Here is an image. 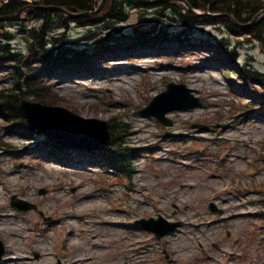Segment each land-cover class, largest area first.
Wrapping results in <instances>:
<instances>
[{
    "label": "rangeland",
    "instance_id": "obj_1",
    "mask_svg": "<svg viewBox=\"0 0 264 264\" xmlns=\"http://www.w3.org/2000/svg\"><path fill=\"white\" fill-rule=\"evenodd\" d=\"M34 1L26 0L29 6ZM151 5L131 8L128 20L115 30L100 29L104 23L93 28L94 34L112 31L123 40L109 53L89 38L90 25L52 27L57 45L89 49L83 56L89 66L54 68L42 82L52 87L51 101L57 106L125 128L124 146L131 155H144L126 160L134 170L132 179L106 173V163L116 155L112 145L104 152L60 150L0 114V239L7 247L3 264H58L60 237L66 238L62 264H264V102L252 94L253 89L264 94V88L244 83L234 66L216 54L218 41L225 39L231 42L229 50H237V65L264 73V46L246 35L231 36L216 19L182 22L171 12L161 16L159 7ZM179 9L182 15L188 12ZM25 11L27 15L19 14L27 21L23 25L39 27L30 20L33 12ZM17 24H3L0 40L10 31L11 47L25 50L29 36ZM136 28L166 36L150 33L151 42L134 44L140 42ZM3 74L0 87L8 88ZM169 83L186 85L200 106L169 113L172 124L167 127L139 111ZM247 101L254 102L252 113H246L248 106L241 108ZM118 162L126 163L124 158ZM15 195L36 204L46 216L55 215L58 223L47 226L36 212L15 210ZM214 201L222 216L209 211ZM229 215L236 217L223 219ZM138 216L181 221L182 226L158 240L125 226ZM34 253L40 255L37 260H25Z\"/></svg>",
    "mask_w": 264,
    "mask_h": 264
},
{
    "label": "trees",
    "instance_id": "obj_2",
    "mask_svg": "<svg viewBox=\"0 0 264 264\" xmlns=\"http://www.w3.org/2000/svg\"><path fill=\"white\" fill-rule=\"evenodd\" d=\"M183 1L187 2L193 10L209 12L210 15L202 17L191 11H188L186 15H182L179 8L186 10V6L178 2H159L156 8L159 7L161 12H163L161 16H165L166 12H171V16L175 17V15H178L177 18H181L183 22L189 20L199 22L205 19L210 22L209 19H216L217 22H222L226 26V30L231 36L238 38L240 35H246L248 41H258L264 46V16L247 28L239 26V24L245 25L252 22L264 10V2L262 0ZM34 2L36 9L32 11L30 20L33 21V24L40 23V25L28 30L22 24L24 26L23 31L29 36V38H26L28 45L26 54L13 51L11 43H9L12 38L10 33H6L4 35L5 38L0 40V74H11L9 79L12 85L7 89L0 90V114H5L6 118L22 123L24 119L19 109V102L22 98L26 97L36 102L56 105V103L51 101L49 93L51 86L49 88L48 84L42 83L46 76V71L52 67L55 68L62 65L67 67L69 66L68 64L77 62L85 66V60L82 58L83 52L77 51L72 47L57 46L55 44L52 27H68L69 22H74L80 26L90 25L92 28H99L101 27L99 24L104 23L105 25H102L103 27L100 29H116L117 24L128 20V13L131 8L145 7L139 0H108L104 8L105 11H103L101 16L70 19L62 12L48 8H63L74 14L93 13L99 5V0H35ZM27 4L24 0H0V17L14 15ZM225 15L231 16L232 19ZM153 30L137 32L136 35H139L140 41L147 42L151 40L150 33H153ZM97 35L98 33L89 37L96 39ZM117 40L119 41V39L113 38L110 34L109 36L98 38L97 43L99 48L109 49ZM220 43L218 46L219 54L223 55L231 66H234V72L240 75L242 81L253 88L257 85L264 88V73L237 65L236 61L239 55L236 50L229 51L228 46H231V42L224 40ZM34 63L37 65L34 66ZM252 94L262 96V101L264 102V94L259 93L256 89L252 90ZM262 108H264V104ZM109 130L113 137V143L116 141L114 148L119 154L113 162L114 164L117 163L118 172H122L129 167V163L126 160L131 157V154H128V147L124 148L118 142L121 139L123 126L113 122L109 125ZM123 158L126 163H119L118 161Z\"/></svg>",
    "mask_w": 264,
    "mask_h": 264
},
{
    "label": "water",
    "instance_id": "obj_3",
    "mask_svg": "<svg viewBox=\"0 0 264 264\" xmlns=\"http://www.w3.org/2000/svg\"><path fill=\"white\" fill-rule=\"evenodd\" d=\"M143 1L146 3L158 2L155 0ZM58 10L64 11L63 9ZM262 14H264V11ZM19 19V15L0 17V21ZM190 94L191 90L185 85L171 83L168 85L167 91L154 98L150 106L141 111V114L155 117L163 124L170 125V120L166 118L168 113L198 106L199 99H194ZM20 109L30 129L39 130L58 145L85 149H104L110 143L107 124L103 121L85 119L64 108L46 106L27 100L21 102ZM12 205L22 211L37 210L35 205L16 200V197L13 198ZM141 223L148 230L155 232L159 238L174 231L179 226V224H168L164 221L163 224H158L160 222L156 223L154 220L142 221ZM3 253L4 247L0 242V262Z\"/></svg>",
    "mask_w": 264,
    "mask_h": 264
},
{
    "label": "bare ground",
    "instance_id": "obj_4",
    "mask_svg": "<svg viewBox=\"0 0 264 264\" xmlns=\"http://www.w3.org/2000/svg\"><path fill=\"white\" fill-rule=\"evenodd\" d=\"M173 17V16H172ZM171 18V17H170ZM217 54V53H216ZM217 59V58H216ZM218 60V59H217ZM221 61H223V60H221ZM1 75V74H0ZM195 78V77H194ZM125 83H129V81H127V82H125ZM114 98V97H113ZM114 100V99H113ZM112 103H121V101H116V100H114V101H112ZM78 104V106L80 107V108H84L85 107V105L86 104H79V103H77ZM105 111L107 112V113H110V114H114V112L113 111H110V108H106L105 109ZM86 114V113H85ZM102 118H106L104 115H102ZM103 120V119H102ZM165 144V143H164ZM154 146H155V148H158V149H160V145H158L157 143H154L153 144ZM141 157H144V155H142V154H139V155H134L133 156V159H138V158H141ZM19 261H21V259H18Z\"/></svg>",
    "mask_w": 264,
    "mask_h": 264
}]
</instances>
